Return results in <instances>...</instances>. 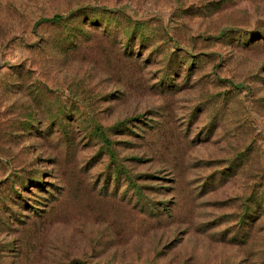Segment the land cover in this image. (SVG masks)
Here are the masks:
<instances>
[{
    "label": "rangeland",
    "instance_id": "1",
    "mask_svg": "<svg viewBox=\"0 0 264 264\" xmlns=\"http://www.w3.org/2000/svg\"><path fill=\"white\" fill-rule=\"evenodd\" d=\"M0 264H264V0H0Z\"/></svg>",
    "mask_w": 264,
    "mask_h": 264
},
{
    "label": "trees",
    "instance_id": "2",
    "mask_svg": "<svg viewBox=\"0 0 264 264\" xmlns=\"http://www.w3.org/2000/svg\"><path fill=\"white\" fill-rule=\"evenodd\" d=\"M61 19H63V16H62V15H60V14H53L50 18H46V19H43V20H39V21H37L35 24H37V23L40 22V21L58 22V21H60Z\"/></svg>",
    "mask_w": 264,
    "mask_h": 264
}]
</instances>
